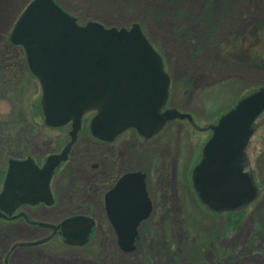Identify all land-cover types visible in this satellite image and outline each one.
Here are the masks:
<instances>
[{"label": "rangeland", "instance_id": "rangeland-1", "mask_svg": "<svg viewBox=\"0 0 264 264\" xmlns=\"http://www.w3.org/2000/svg\"><path fill=\"white\" fill-rule=\"evenodd\" d=\"M29 1L0 0V165L3 169L7 158L22 157L29 151L41 163L45 154L59 151L69 138L68 127L52 128L43 123L38 110V84L26 68L18 45L8 39L10 29ZM57 1L73 6L74 16L81 23L96 20L116 27L139 23L161 54L169 73L167 106L190 112L195 127L187 120H171L154 138L139 145L134 144V137L140 135L130 137L132 132L124 133L128 140L119 148L115 169L141 167L150 182L156 179L160 191V214L145 220L131 251L119 249L106 219L98 216L89 243L68 248L53 238L58 243L55 253L41 255L40 260L33 259L29 253L7 257L6 243L0 241V254L7 257L5 264H264V111L256 117L245 147L258 186V195L252 203L231 215L209 212L193 198L190 182L191 169L210 135L208 126L237 99L264 86V59L247 64L218 63L217 57L225 56L228 60V54L236 55L244 27L248 29L258 21L264 26V0H119L121 4L127 3L130 13L124 12L125 15L119 10L111 11L108 6L111 0ZM69 6L66 9H71ZM154 12L159 14L153 16ZM97 13L102 16L98 17ZM250 42V37L245 36L242 47ZM262 45L257 43L256 48ZM88 118V115L83 118L71 147L72 162L76 165L71 162L60 165L52 180L59 200L56 211L45 212L48 217H61L57 209L62 200L59 191L68 188L69 192H77L81 181L85 184L91 181L89 171L83 173L78 165L93 170L91 164L109 160L97 157V152H106L109 145L97 142L90 135ZM75 156L80 161L75 162ZM70 165L73 173L68 170ZM81 190L79 194L85 191ZM83 195L85 199L86 194ZM68 208L69 205L64 206V210ZM21 236L30 235L22 232ZM41 246L38 251L48 245Z\"/></svg>", "mask_w": 264, "mask_h": 264}, {"label": "water", "instance_id": "water-1", "mask_svg": "<svg viewBox=\"0 0 264 264\" xmlns=\"http://www.w3.org/2000/svg\"><path fill=\"white\" fill-rule=\"evenodd\" d=\"M8 39L23 49L28 70L38 84L44 124H69L70 128L68 142L59 152L47 155L41 166L30 156L7 160L0 189L2 217L19 205L53 204L52 175L67 159L82 117L88 113H93L88 131L102 141H111L129 128L150 138L173 119H187L193 124L188 112L166 107L169 74L137 22L128 27L105 26L96 20L80 23L54 0H30L15 20ZM263 111L264 86H260L239 98L208 126L211 134L190 172L193 191L207 210L236 212L256 199L258 187L245 147L253 122ZM114 194L129 199L121 208L123 212L112 209ZM135 197L141 205L139 214L134 213L139 211L137 204L132 205ZM104 202L120 250L131 251L137 225L150 209L143 174L120 176L114 192L104 195ZM35 223L52 228L53 233L58 229L66 244L83 245L94 220L74 215L56 225ZM49 238L19 245H36Z\"/></svg>", "mask_w": 264, "mask_h": 264}, {"label": "flooded vegetation", "instance_id": "flooded-vegetation-1", "mask_svg": "<svg viewBox=\"0 0 264 264\" xmlns=\"http://www.w3.org/2000/svg\"><path fill=\"white\" fill-rule=\"evenodd\" d=\"M17 47L20 49L21 54L23 55V58H24V53H23L22 49L19 46H17ZM23 60H24L25 66L27 68L25 58ZM88 116L90 117L91 114H89ZM126 131L132 132V134H130V137H131V135L135 136L137 134V132L135 130L127 129L124 132L117 135L111 141H101V140L96 139L97 142H99V143H107L109 145V148H107L106 152L103 150L98 151L97 157L109 158V160L108 161L103 160V161H100L99 163L95 162V164H91V167L93 168V170H87L86 166L78 165V168L83 173L86 174L87 171H89V173H87V174L91 176V181L87 182L86 184H85V182L81 181L80 183H81L82 187L80 186L77 189V192H69L68 188L64 189L62 191H59L60 196L62 197V200L59 202L60 206L57 209L60 210L59 215L61 217L58 216L55 218H51V217L44 215L45 212L48 211V209L53 210V212L56 211V206L58 204V200H59L57 197L58 194L54 190L52 183H51V191H52V196H53V200H54L52 205H44V204L19 205L10 214H5L6 216H4V217L0 216V241H3L6 243L4 254L7 257L8 256L13 257L19 253H21V254L29 253L33 259L35 258L36 260H40L39 258L41 255H44V254L46 255L49 253H52V254L55 253L54 249H55V246L58 245V243L54 242L53 238L59 239L58 242L60 243V245H62L64 247H68V248L83 247L84 245H86L87 243H89L91 241V238H92V235L95 231V228L98 225V221L96 220V218L98 216L104 217L106 219V223L108 224V226L111 228V230L115 234L114 227L107 218V211L105 209L104 195L107 192L113 193L118 178L120 176H122L123 174H126V173L139 172V173L143 174L144 189H145L146 195H147L148 200H149L150 209H149L148 215L145 219H142L138 223L137 232L139 231L142 224L145 223V220L147 218H149L151 216H156L157 214H160L161 210H160L159 204H158L160 191H159V183L156 182V179H155V181L150 182L151 180L149 179V176H147L148 174H146V171L144 169H142L141 167H129V168L125 167L124 169H120V170L115 169V163H117V161H118L117 158H118L119 153H120L119 148L122 147L124 144H127L125 142L128 140V137L124 136V133ZM138 136H139V134H138ZM155 136L156 135H154L153 137H150V138H144L142 136H140V138L134 137V144L139 145L144 140L148 141V140L154 138ZM116 140H119V141L116 143ZM28 148L30 150L31 147H28ZM53 152H58V151L48 152L47 154H45L43 161L49 153H53ZM28 156L32 157L34 159L35 163L39 166L43 162V161L41 163L38 162L36 160L35 156L33 155V153L30 151H29V153H27L25 155L22 154V157L16 156V157H9V158L24 159ZM74 158L76 160L75 162H78L79 159L76 156ZM110 158H111V160H110ZM7 159H6V165H5L4 169L0 165V189H1L2 180L4 177V173L6 170V166H7ZM70 162L74 163V162H72L71 150L69 152L67 161L61 162L59 164V166L66 164V163L69 164ZM74 165H76V163H74L73 166ZM59 166H58V168H59ZM58 168L55 169V172L53 173V178L56 175ZM107 169H108V172L106 171ZM68 170H70L71 173H73V171H74L72 169L71 165L68 167ZM62 173H63V171L59 172L58 173V174H60L59 176H61ZM65 174H66V172H65ZM53 178H52V180H53ZM134 186L136 187V185H134ZM80 190H81V192L83 190H85V191L82 194L81 193L79 194L78 192H80ZM87 191H88V194H87ZM83 194H86L85 199H84ZM66 196H67V198H66ZM114 196H115V200H113L111 203L112 209L115 207L114 208L115 210L123 212V211H121L122 210L121 208L126 207V204L129 201V199L125 200L123 198V196H121V194L120 195L114 194ZM132 196H134V195H132ZM193 198L196 200L195 197H193ZM135 204H137V206H138L137 209L139 211L134 212V213L139 214L140 210H141V208H140L141 205H140V203H138V199L136 197L133 200L132 205H135ZM65 205H69V208L67 210H64ZM120 214L122 215L123 213H120ZM226 214H228V213H225V215ZM74 215H84L87 217H91L94 220V225L91 229L88 240L81 246L66 244L63 242L61 235H59L58 229H56V231H54V233H53L52 228L43 227V226L37 225L35 223V222H41L42 221V222H49L51 224L56 225L63 218L69 217V216H74ZM100 227L103 228L102 225H100ZM22 232L27 233L30 236L22 237L21 236ZM49 235H50V238L47 241H44L42 243H39L36 245H19V243H21V242H30L32 240L40 239V238H43V237H46ZM135 241H136V238L134 239V243H135ZM1 244H2V242H1ZM116 244H117V241H116ZM41 245H48V246L46 247V249H41V251H38L42 247ZM1 255L2 254H0V258H2ZM6 256L2 258L3 259L2 264L6 263V261H7Z\"/></svg>", "mask_w": 264, "mask_h": 264}, {"label": "trees", "instance_id": "trees-1", "mask_svg": "<svg viewBox=\"0 0 264 264\" xmlns=\"http://www.w3.org/2000/svg\"><path fill=\"white\" fill-rule=\"evenodd\" d=\"M63 9H65L67 12H69L70 14L74 15L76 11L75 9L73 10L72 8H74L72 6L71 9H66L68 6L66 5H62L59 1L55 0ZM65 1V0H64ZM81 1H88L89 3H92V2H96V0H81ZM105 0H102V2H104ZM70 3V1H69ZM108 6L110 7L111 11L114 12V11H117L119 10L122 14H124V12L126 14H129L130 11L127 7V3L124 1L122 4L119 2V0H111L110 2H108ZM71 5H72V2H71ZM124 5V6H123ZM121 6V8H120ZM70 10V11H69ZM156 11V10H155ZM74 12V13H73ZM159 14V12L153 14V16H157ZM99 15L102 16V14H99L97 13V16L100 17ZM125 15V14H124ZM78 19V18H77ZM87 20V19H86ZM121 26V25H120ZM248 29H246L245 27L243 28L242 30V33L240 36H239V48L236 52V55H233L234 53H230L228 54V60H225V56H217L218 57V63H221L222 61L223 62H231V63H258V62H261V60L264 59V26L262 23H259V21L254 24V25H250L249 27H247ZM177 30V29H176ZM177 31H181V30H177ZM212 31V30H211ZM212 33V32H211ZM213 34V33H212ZM245 36H249L250 39H251V44L249 46H246L245 48L242 47V41H243V38ZM257 43H262V47L260 46V49H257L256 48V45ZM229 45V44H228ZM233 48V47H232ZM221 51V49L219 50Z\"/></svg>", "mask_w": 264, "mask_h": 264}]
</instances>
